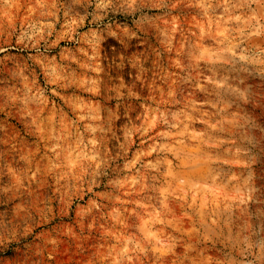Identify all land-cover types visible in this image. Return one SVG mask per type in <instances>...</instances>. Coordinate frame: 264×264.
Wrapping results in <instances>:
<instances>
[{
  "label": "rangeland",
  "instance_id": "rangeland-1",
  "mask_svg": "<svg viewBox=\"0 0 264 264\" xmlns=\"http://www.w3.org/2000/svg\"><path fill=\"white\" fill-rule=\"evenodd\" d=\"M0 264H264V0H0Z\"/></svg>",
  "mask_w": 264,
  "mask_h": 264
},
{
  "label": "bare ground",
  "instance_id": "bare-ground-1",
  "mask_svg": "<svg viewBox=\"0 0 264 264\" xmlns=\"http://www.w3.org/2000/svg\"><path fill=\"white\" fill-rule=\"evenodd\" d=\"M183 149V148H182Z\"/></svg>",
  "mask_w": 264,
  "mask_h": 264
}]
</instances>
